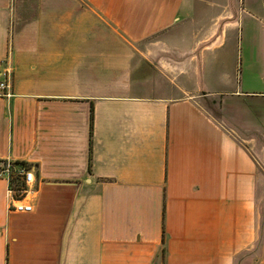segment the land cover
Listing matches in <instances>:
<instances>
[{
  "label": "crops",
  "instance_id": "crops-1",
  "mask_svg": "<svg viewBox=\"0 0 264 264\" xmlns=\"http://www.w3.org/2000/svg\"><path fill=\"white\" fill-rule=\"evenodd\" d=\"M251 4L0 0V160L35 179L15 211L0 178V264H264V123L219 94L259 92L206 85Z\"/></svg>",
  "mask_w": 264,
  "mask_h": 264
},
{
  "label": "rangeland",
  "instance_id": "rangeland-1",
  "mask_svg": "<svg viewBox=\"0 0 264 264\" xmlns=\"http://www.w3.org/2000/svg\"><path fill=\"white\" fill-rule=\"evenodd\" d=\"M264 0H252L253 4H260ZM251 4V6H253ZM264 17L260 10H253L233 13L236 19L232 26L227 27L228 30L221 32L214 41V46H209L205 51V57L212 59L208 61L207 66L211 63L212 74L219 78V70L223 68L224 62H230L233 66L231 72H228V83L222 85L221 88L214 87L213 83L219 82L217 77L213 79L212 74L209 82L206 81L207 88H218V90L236 89L250 90L259 92L258 96H239L228 94L229 91H221L225 93L224 105L228 112H233L246 122L264 123V26L257 20ZM214 76V75H213ZM202 79L201 76H195L194 82ZM204 81L205 78L203 77ZM205 84V83H203ZM202 84V85H203ZM215 98V96H213ZM210 99L207 100V103ZM264 146V134L262 140Z\"/></svg>",
  "mask_w": 264,
  "mask_h": 264
},
{
  "label": "built area",
  "instance_id": "built-area-1",
  "mask_svg": "<svg viewBox=\"0 0 264 264\" xmlns=\"http://www.w3.org/2000/svg\"><path fill=\"white\" fill-rule=\"evenodd\" d=\"M9 66L0 70V95L7 97ZM0 178L4 179L5 196L8 208L15 211L31 210L29 197L34 191V175L32 168L22 162H16L8 158L0 160ZM23 199H26L25 201Z\"/></svg>",
  "mask_w": 264,
  "mask_h": 264
},
{
  "label": "trees",
  "instance_id": "trees-1",
  "mask_svg": "<svg viewBox=\"0 0 264 264\" xmlns=\"http://www.w3.org/2000/svg\"><path fill=\"white\" fill-rule=\"evenodd\" d=\"M90 125H91V116H90ZM88 161H89V158H88ZM88 161H87V167H88V165H89V164H88Z\"/></svg>",
  "mask_w": 264,
  "mask_h": 264
}]
</instances>
